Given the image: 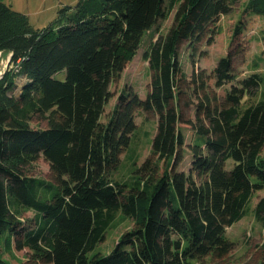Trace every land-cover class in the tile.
Instances as JSON below:
<instances>
[{"label": "trees", "instance_id": "16d2710c", "mask_svg": "<svg viewBox=\"0 0 264 264\" xmlns=\"http://www.w3.org/2000/svg\"><path fill=\"white\" fill-rule=\"evenodd\" d=\"M164 1L79 0L64 23L38 29L0 0V52L12 65L0 77V238L27 250L26 263L204 264L228 254L226 227L264 189V73L235 69L239 46L189 77L179 55L183 46L195 64L233 0H180L167 32L145 50V96L124 88L101 121L110 84L163 16ZM242 29L239 22L235 39ZM61 70L63 79L55 77ZM140 112L156 115L155 132L124 182L113 173ZM183 124L194 135L187 144ZM40 157L48 177L23 171ZM255 212L264 214V197ZM118 213L133 225L109 252L96 251ZM255 264H264V246Z\"/></svg>", "mask_w": 264, "mask_h": 264}, {"label": "rangeland", "instance_id": "374dc122", "mask_svg": "<svg viewBox=\"0 0 264 264\" xmlns=\"http://www.w3.org/2000/svg\"><path fill=\"white\" fill-rule=\"evenodd\" d=\"M14 10L24 13L33 28L42 29L47 26H57L65 22L67 16L74 11L79 0H3ZM180 0H165L163 4V16L144 35L140 46L133 54L131 60L120 72L118 79L110 84L111 97L105 105L101 121H106L107 115L118 101V96L124 88L131 87L140 97H144L150 82L151 71L145 58V50L149 43L158 35L167 32L173 23V16ZM249 0H233L232 10L227 14L218 16L217 25L220 32L212 34V42L205 40L199 44L201 56H195V64L190 62L184 47L181 46L180 60L182 69L187 77L195 69L205 68L210 70L217 59L229 53V51L241 50L234 58V67L241 75L254 68L264 73V0H256L261 7H247ZM70 6V9H64ZM256 7V6H255ZM241 22L243 29L239 36L234 38L235 26ZM198 51V53L200 52ZM5 57V55H3ZM254 64L257 66L255 67ZM63 70L55 73V77L63 79ZM19 83V82H18ZM228 85V84H227ZM223 93V87L217 89ZM185 114L194 115L193 110L184 108ZM156 115L153 112H140L135 115L137 129L132 135L131 142L121 155L118 168L113 176L121 181L131 182L135 178L134 169L141 164L150 150V141L155 132ZM185 143L191 142L193 132L189 126L181 125ZM190 153L185 151L180 169L187 170L190 164ZM23 171L36 177H48L49 164L42 157L26 165H22ZM264 197V189L255 192L251 199L246 214L239 221L226 227L225 234L232 243L228 254L220 259H207L204 264H255L260 255V248L264 246V214L255 212L256 202ZM133 221L121 213L105 232V237L100 242L96 251L109 252L116 244L122 233L130 229ZM27 250H17L8 244L6 237L0 238V259L4 264H28Z\"/></svg>", "mask_w": 264, "mask_h": 264}, {"label": "built area", "instance_id": "2783aa9c", "mask_svg": "<svg viewBox=\"0 0 264 264\" xmlns=\"http://www.w3.org/2000/svg\"><path fill=\"white\" fill-rule=\"evenodd\" d=\"M3 55H5V57H3ZM9 59H10V54H4L0 52V77L6 69L12 66Z\"/></svg>", "mask_w": 264, "mask_h": 264}]
</instances>
